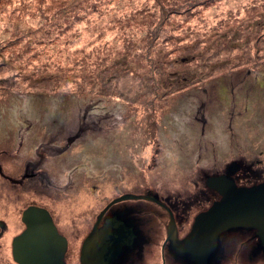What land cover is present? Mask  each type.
Instances as JSON below:
<instances>
[{"label":"rangeland","instance_id":"rangeland-1","mask_svg":"<svg viewBox=\"0 0 264 264\" xmlns=\"http://www.w3.org/2000/svg\"><path fill=\"white\" fill-rule=\"evenodd\" d=\"M76 47L82 51L75 52ZM196 56L204 60L196 64L200 72L195 77L190 72ZM217 61L229 68L238 61L243 71L252 69L264 89V0H0V151L6 149L0 166L10 183L27 170L35 173L27 184H37L38 177L42 185L57 186L62 206L69 198L87 203L91 224L119 195L157 194L173 212L182 237L194 216L219 197L204 183L212 167L241 163L238 151L248 156L264 150V124H248L247 102L232 105L228 114L237 142L251 133L248 148L215 154L224 142L236 145H231L235 135L209 116L218 103L205 105L209 119L201 132L194 118L198 87L185 86L196 78L205 82ZM78 70L87 73L80 76ZM184 74L192 81L181 86L178 79ZM55 84L66 92L50 94ZM259 92L253 98L260 103ZM237 120L240 128L234 126ZM80 123L92 129L64 152L41 151V160L37 145H62ZM254 155L242 164L255 162ZM260 155L256 180L235 171L237 185L264 179ZM121 205L132 208L131 220L147 241L150 264H161L167 211L145 199L119 201L110 209ZM220 242L223 255L212 264H264V253L251 251L252 231L230 230ZM163 255L167 264H181Z\"/></svg>","mask_w":264,"mask_h":264},{"label":"water","instance_id":"water-1","mask_svg":"<svg viewBox=\"0 0 264 264\" xmlns=\"http://www.w3.org/2000/svg\"><path fill=\"white\" fill-rule=\"evenodd\" d=\"M237 168L238 164L232 162L228 174L221 173L205 177L206 187L215 191L219 198L194 216L189 231L182 237H178L173 212L156 195L125 193L112 199L97 214L89 234L83 241L82 252L89 253V264H112L122 249L130 247L136 239L137 232L133 224L125 222L117 213L110 214L103 224L98 226L101 217L110 206L127 199H145L163 207L169 216L163 246L167 242L168 251L171 254L192 264L212 262L211 259L220 247V236L230 230H254L257 244L264 251V180L251 185H237L231 177ZM35 209L33 206L28 207L24 218L33 216L29 213L33 214ZM37 211L42 210L37 208ZM46 214L37 222V231L48 233L49 239L60 243L62 238L57 233L50 216ZM26 221L27 229L16 239L17 245L36 231L34 219H26ZM58 255L60 256V253ZM58 255L55 254L56 257ZM15 256L19 255L15 254ZM26 257L22 259H26L28 264L30 260L35 259L34 255ZM22 259H20L21 263Z\"/></svg>","mask_w":264,"mask_h":264},{"label":"flooded vegetation","instance_id":"flooded-vegetation-1","mask_svg":"<svg viewBox=\"0 0 264 264\" xmlns=\"http://www.w3.org/2000/svg\"><path fill=\"white\" fill-rule=\"evenodd\" d=\"M230 165L228 171L223 173L228 174ZM235 171H237V174L244 173L242 166L239 164ZM234 172L231 177L235 181L237 180V175ZM33 176H35L33 171L24 170L22 174L12 178V183H10V175L0 166V264H28L26 259L23 260L22 257L27 258L26 256L30 255L35 256L34 261L30 260V264H89V253L82 252V244L96 218L91 224L88 204L69 198L65 205L62 206V203L57 199L58 187L50 184L42 185L38 177L37 184H27V177L31 178ZM255 183L258 182L252 184ZM32 191H34V195H32ZM31 206L36 208L33 214L29 213L33 216L24 218L27 208ZM110 207L101 217L98 226H101L105 218L109 217L110 214L116 213L114 212L116 210L110 209ZM37 208L42 211H37ZM44 213L50 216L57 233L62 238L60 243L49 239L48 233L37 231V222L45 217ZM32 218L34 219L36 231L31 237L29 236L17 245L16 239L27 229L26 219ZM122 219L127 223L133 224L137 236L130 247L122 249L112 264H150L151 254L149 249L146 248L147 241H144L145 237H143L142 231L136 227L131 218ZM243 230L253 232L252 253H264L263 249L257 244L254 230L237 229V231ZM164 252L171 256L172 261L176 263L181 261L168 251L166 242L161 248V264H167V260L163 255ZM223 252L224 246L222 245L221 256ZM59 253L60 256L58 255ZM15 254L19 256H15ZM55 254L58 256L56 257ZM20 259H22V263ZM209 264H212V262Z\"/></svg>","mask_w":264,"mask_h":264},{"label":"trees","instance_id":"trees-1","mask_svg":"<svg viewBox=\"0 0 264 264\" xmlns=\"http://www.w3.org/2000/svg\"><path fill=\"white\" fill-rule=\"evenodd\" d=\"M204 32L207 33L208 36H209L210 33H208L205 30V28H203V33ZM76 43H78V42H75L74 44H76ZM93 49H96V46H94ZM74 51L75 52L82 51V49H81V47H76L74 49ZM83 53H85V52H83ZM74 58L75 57H71L72 61L74 60ZM80 59H82V58H80ZM206 59L208 60V57ZM203 60H204V58H201L200 56H196L194 58L193 57L191 58V61H193L195 63V70L190 72V73L192 75L195 74V77H196V74H198V72H200V71L197 72L198 67L196 66V64L198 62H202ZM81 61H85V60L82 59ZM183 62L187 63L186 61H183ZM220 62L219 61L214 62L213 64H211L212 67L208 66V65H205V67H207V68H209V67L212 68L209 71V73H212V74L210 76H208V78L206 79L205 82L204 81L203 82L202 81L198 82L199 80H197V78H196L195 82H193L195 84H192L191 87L185 86L188 89L193 88L194 86L198 87L197 91L199 90V94H198V96L195 99L196 108L194 109V118L199 121L202 133L204 131L206 122L209 119V118L207 119L208 115L205 114V105L211 101L212 103H218V106H217L218 109H217L216 112L209 113V116L215 115L214 118L217 120V124L219 123L218 126H224L225 131L229 132V134H231L233 136L235 135V137H233L231 139V145H232V143H236L235 146L229 147L228 146L229 144L224 142L223 144H220L221 148H218V150H215V154H217V153H225L226 151H227L226 153H229L231 151L230 149H232V147H234V149H237L241 145H244L246 148H248V145H246L245 140L247 141V138L249 139V135L251 133L242 134L244 142L241 144L240 141L237 142L238 139H237V133H236L235 129H232L231 122H233V119L228 114V112L230 111L232 105H237L238 103L240 105H244V103H246V102L249 103V110L251 111V113H250V117L248 118V124H250L252 122H255V121H257L259 124H264V96L262 95V92L264 91V89L261 88L262 85H258L256 83L257 81L255 82V80L258 79L257 75L253 79V77H252L253 70L246 68L243 71L244 66H238V64H237L238 61L236 63H234L232 66H230V68L227 67V63L223 62V64H220ZM60 68L61 67H59V66L54 68L53 69V73H55V70L60 69ZM213 68H217V70H214ZM226 68H229V69H228V71L224 72V69L227 70ZM242 71H243V73H242ZM259 71L263 72L262 69H260ZM32 73H33V71H32ZM77 73L80 76H82V75L85 76V74L87 73V70L86 71H81L80 73H79V70H78ZM185 75L186 74L182 75L183 77L181 79L183 81L178 79L179 81L182 82L181 86L182 85L183 86L187 85L188 82L191 83V81H192L191 80V81L187 82L189 77H187L188 74L186 76ZM208 80H212V81H211V83L206 84L208 82ZM31 83H33V82H31ZM169 85L170 84H168L167 86H169ZM161 87L164 90H169V88H170V87L164 86L163 83H161ZM52 88L54 90L50 94H53L55 96H60V95H62L63 93L66 92L64 90L66 87L60 89L59 87L56 86V84L53 85ZM55 90H57V91H55ZM257 90L260 91L258 94L261 96V99H260V103L261 104L257 101V99L253 98L254 97V93ZM33 91L34 90H32L30 92H33ZM35 92H37V94H40L38 89H36ZM160 92L163 93L162 90ZM37 96H39V95H37ZM86 104H89V103H86ZM86 107L87 106L84 105L83 109L86 108ZM214 113H216V114H214ZM216 115L219 118V122H218V119L216 118ZM240 121L241 120L235 121V125L234 126L240 128ZM91 129L92 128H86V127L82 126V124L80 123L77 126H74V129L71 130V133H69L68 135L65 136L64 143L62 145H60V146L53 145L50 141L41 142L39 145H37V155L41 156V154H42L43 156H41V160H44L45 159V155L43 153H41V151H45L47 149H52V147H54L53 150H61L62 152H64V150L68 147V145L73 143L78 137H81L87 130H91ZM226 138L230 141V139L228 137H226ZM201 150H205V148L202 149V147H201L200 151ZM241 150H244V149L242 148ZM5 151H6V149H2L0 151V154L4 153ZM238 152H240L241 155H239L237 158L241 159V163L237 162V161H235V162L238 163L240 166H242L243 171H244V173H243L244 177H246L249 180L250 179L254 180L255 179V173L253 172V170H256L254 168L258 167V165H260V163H261L260 160L262 159L260 154L264 153V150H261V149L255 150L254 149V153H250L248 156L245 154V152H241V151H238ZM253 155H254V157H256V161L255 162L249 164L248 166H245L244 164H242V160L243 159H251L250 156H253ZM239 159H237V160H239ZM230 163H231V161H230ZM230 163H226L224 166H222L220 168H218V165L212 167L211 173L212 174H218V173H223V172L228 171V167H229ZM33 164H35V163L31 162V163L27 164V166H30V165L33 166ZM219 170H221V171H219ZM198 173L199 172L197 171V174ZM203 174H205V173H203ZM259 174L261 175V177H264V174H261V171H259ZM204 176L205 175L202 176V179L204 178ZM254 182H256V181H254ZM197 184H198V182H197ZM150 194L156 195L158 197L157 194H154V193H150ZM113 209L116 210L114 212H116L120 217H122V218H126V217L127 218H131V213H132V208L131 207H127L125 205H121L120 207L117 206V207H115ZM136 227L140 230L138 225H136ZM221 253H222V243L220 242V247H219V249H218V251H217V253L215 254L214 257L216 258V257L221 256ZM179 259L181 260L180 261L181 264H192L191 262H188L185 259H182V258H179ZM216 261H217V258H216Z\"/></svg>","mask_w":264,"mask_h":264}]
</instances>
